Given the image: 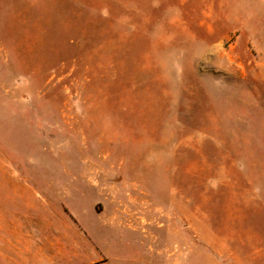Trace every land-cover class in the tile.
<instances>
[{"label": "rangeland", "instance_id": "1", "mask_svg": "<svg viewBox=\"0 0 264 264\" xmlns=\"http://www.w3.org/2000/svg\"><path fill=\"white\" fill-rule=\"evenodd\" d=\"M1 166L88 168L187 264H264V0H0Z\"/></svg>", "mask_w": 264, "mask_h": 264}, {"label": "crops", "instance_id": "2", "mask_svg": "<svg viewBox=\"0 0 264 264\" xmlns=\"http://www.w3.org/2000/svg\"><path fill=\"white\" fill-rule=\"evenodd\" d=\"M103 179L1 166L0 264H187V233L155 230L152 201L106 200Z\"/></svg>", "mask_w": 264, "mask_h": 264}]
</instances>
